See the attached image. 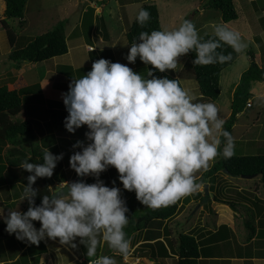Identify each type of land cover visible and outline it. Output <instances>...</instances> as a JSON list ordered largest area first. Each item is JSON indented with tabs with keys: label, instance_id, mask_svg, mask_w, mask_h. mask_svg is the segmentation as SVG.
I'll list each match as a JSON object with an SVG mask.
<instances>
[{
	"label": "clouds",
	"instance_id": "9594fccd",
	"mask_svg": "<svg viewBox=\"0 0 264 264\" xmlns=\"http://www.w3.org/2000/svg\"><path fill=\"white\" fill-rule=\"evenodd\" d=\"M150 19V12L140 7L135 22L144 28ZM210 26L207 39L190 19H182L171 30L140 31L125 59L134 64L139 58L150 65L145 75L101 57L86 74L73 77L61 93L67 111L63 126L69 133L86 126L88 143L75 141L72 147L80 150L71 153L68 163L77 176H92L95 181L62 180L49 186L36 204L39 190L34 183L52 177L63 153L45 147L36 157L42 162L26 157L19 164L29 173L19 201L27 200L28 207L21 211L16 204L6 212L0 208L7 233L34 245L58 240L73 249L79 238L85 255L96 257L93 264H118V256L126 258L133 251L125 232L128 207L115 181L109 187L99 178L103 171L114 167L123 189L134 191L142 205L158 209L197 191L201 186L197 173L207 171L217 156L229 159L235 154L234 137L224 128L226 120L217 105L198 100L177 79L156 75L177 71L182 66L179 57L190 52L195 53L193 65L223 64L233 58L224 46L244 53L253 43L225 23ZM34 221H39L38 228ZM104 244L113 254L97 256L98 246Z\"/></svg>",
	"mask_w": 264,
	"mask_h": 264
},
{
	"label": "crops",
	"instance_id": "0c3cea01",
	"mask_svg": "<svg viewBox=\"0 0 264 264\" xmlns=\"http://www.w3.org/2000/svg\"><path fill=\"white\" fill-rule=\"evenodd\" d=\"M201 1L112 0L111 3L109 0L106 2L107 5L104 2L98 4L96 0H92L90 7L94 11L83 13L85 11L82 7L84 2L76 3L75 0L72 3V7H75L76 22H71L72 27L69 33H65L68 43H70L67 52L42 61L15 62L14 67H11L13 78L10 86L14 89L10 90L34 86L26 95L29 97L26 103V116L32 120L33 131L36 128L35 132L38 135L36 144L41 150L48 147L54 154L63 153V158L57 162L51 177L55 184L62 180L69 182L76 180L77 174L69 167V158L67 156L73 151L80 150L78 147L75 149L72 147L75 141L81 140L85 144L88 143L84 135L87 131L86 126H84L85 129L80 128L74 133H69L64 126L53 127L49 125L47 109L43 106L56 108L58 102L63 103L61 93L65 92L64 86L69 82L67 73L60 71L58 67L69 66L67 64L76 65V71L70 72V75L72 79L73 77L79 78L91 69L94 60L103 57L112 62L128 64L134 71L145 75L147 67L151 66H146L139 58L136 59L134 64L125 59L131 43L128 42L126 36L123 37L135 19L139 8L145 3H154L156 5L160 30H171L178 27L180 21L188 16H191L190 18L194 23H196L193 20L194 17L199 19L203 15L213 22L216 20V22L220 23L222 19L219 11L214 8H200ZM248 1L255 2L264 15V0ZM52 2H57V0ZM46 3L50 2L47 0L45 2L44 0L43 4ZM66 3L68 1H58V5L61 4V15L58 16V21L66 20L71 12L69 5ZM51 4L55 5L54 3ZM4 8L5 1L0 0V19ZM83 14H87V17L82 18ZM236 19L238 21L241 20L240 26L244 28L246 20L242 18L244 19L243 22L239 15ZM110 20L115 22H112V24ZM234 20L225 22V24L235 29ZM100 23L101 25H99ZM75 27H79L78 35L69 36ZM198 27L204 28L196 26V28ZM246 33L251 35L250 38L253 41V50H249L252 52V57L247 51L246 55L240 58V61H235V59L232 64L221 71L220 83L222 78L229 84L232 75L236 76L237 81L230 89V94L226 100L222 101L219 93L218 97L211 101L217 105L219 112L223 108L225 112L220 116L224 119L228 118L231 113V102L235 86L242 71L250 65L251 59L258 66H264V31L259 34L256 31L251 33L247 31ZM19 36L16 34L13 45L16 44ZM3 39L4 48H6L7 45L5 43L10 44L8 37H0V47L2 48ZM26 42L24 41L22 44L25 45ZM90 48L93 49L89 51ZM75 51L76 53L74 54L73 52ZM75 55L76 57H74ZM188 60V54L179 57L182 66L177 71L169 70L167 73L171 72L177 77L182 87H190L192 90L197 86L198 89L196 80L194 79L196 83L194 85L196 86H191L192 80L189 74L187 72L182 73ZM163 74L156 73L158 76ZM250 92L249 101L251 105H245L236 114V120L232 125L231 133L234 140L238 139L248 144L245 148L242 147L241 150H238L235 146L236 155L264 153V80L253 81ZM195 96L200 101L209 102L202 98L199 90ZM224 101L227 103L226 107L220 104ZM22 117V119H25L24 115ZM38 117L40 121L37 120ZM63 140L65 142L69 140L71 145L65 144ZM252 145H256L257 149H252ZM32 148L36 149L37 146ZM31 151L32 154L30 155L33 160H36V157L41 155V152L36 154L34 149H31ZM40 161H42V158ZM0 170H3V168L1 167ZM221 172L223 174L217 173L213 181L212 179H206L199 182L201 186L197 191L178 200L174 214L168 217H161L155 210V214H152L154 213L153 211H146L148 209L151 210V208L142 205L136 199L134 191L123 189L114 167L109 166L103 171L99 178L109 187L113 186L112 182L115 181V186L121 189V196L128 207L126 215L129 216V223L125 227V232L131 239L133 251L126 258L118 256V264H178L180 256L178 239L180 234H188L196 240L198 244L197 255L194 258L196 264H264V187L260 181V175L243 177L230 175L223 170ZM202 173H197V177ZM90 177L92 176L82 177V179L88 183L94 182V177L87 180ZM205 182L208 183V190L211 195L206 201H203V184ZM23 186V183L20 182H17L14 186L5 183V187H8L6 191L13 192L12 196L4 195L3 199H0V208H4L6 212L8 208H15L17 204L18 208L24 211L28 207L27 200L19 201L23 192L21 187ZM19 189L20 192H18ZM166 209L168 208H164L163 211ZM33 223L37 228L39 227V221H34ZM76 243L77 247L75 249L59 244L58 240L48 239L41 241L38 245H34L18 240L14 235L0 241V264H79L77 259L89 257L85 255L86 247L84 244L79 243V238H77ZM112 254V250L107 244L97 248V256Z\"/></svg>",
	"mask_w": 264,
	"mask_h": 264
},
{
	"label": "trees",
	"instance_id": "16d2710c",
	"mask_svg": "<svg viewBox=\"0 0 264 264\" xmlns=\"http://www.w3.org/2000/svg\"><path fill=\"white\" fill-rule=\"evenodd\" d=\"M4 1L5 8L3 12V18L0 19V23L5 29L10 45L13 46L8 54L11 60H15L16 62H36L49 59L53 56H59L67 52L68 38L65 36L64 32V20L57 21L54 25H52L50 29L39 35H36L26 45L22 47H15L13 43L15 42L16 33L14 32L12 27H10L9 19L15 18L18 20L19 24H23L24 9L27 0ZM103 1L104 0H96L98 4L102 3ZM201 6L203 8H214L218 10L223 22H228L238 17L234 5V0H203ZM141 7H144L150 12L151 19L144 28H141L135 22V19L133 20L125 33L129 43L136 42L140 31L150 32L153 29L160 30L159 16L156 5L154 3H145ZM78 29L79 28L76 27L69 36H74L75 31H78ZM211 35L212 33H205L201 36H204L205 39H207ZM223 51L225 53L232 52L233 58L223 64L216 63L203 66L193 65L191 61L194 58L195 53H188V58L194 78L198 85L199 93L204 100L213 101L218 97L220 93L219 77L221 71L228 65L232 64L238 56V53L233 52L232 49L228 46H224ZM248 54L250 55V57H252L251 51H249ZM58 69L65 72V74L67 73L66 75L69 77V82L72 80L68 66L58 67ZM163 75H168L169 78L177 79V77L170 73H164ZM256 80H264V66H258L257 63L253 59H251L250 65L244 71H242L233 92L231 113L226 119V123L224 125V128L227 129L230 133L232 131V125L236 120V114L243 109V107L249 100L251 96V84ZM69 82L64 86L65 92L68 90ZM32 88H34L33 85L21 88L19 90H10L5 85L0 86V125L2 126V130L0 129V136L1 132H4L6 137L9 140H12L11 142L15 141V138H22L28 136L33 132L32 120L28 119L26 116V103L29 99V97L26 95ZM46 111L49 118V125L53 127H63V120L67 115V111L63 103L58 102L56 108H50ZM8 115H24L25 119L18 122L8 123L6 119ZM81 128L85 129L84 126H82ZM221 139L223 141V138ZM31 161L37 162V160ZM224 169L228 174L233 176L253 177L256 175H260V181L262 183V186L264 187V153L252 155L234 154L229 159H224L222 156H217L215 161L210 165L209 169L207 171H203V173L198 177V182L205 181L206 179H212L213 181L217 173ZM28 175V171L22 168L17 173L16 169L7 167L5 173L3 174V178L7 185L14 186L17 182L26 184V178ZM91 178L92 177L88 178L87 180H90ZM49 184V178H37L36 182L33 185V187L39 190L38 195L35 198L36 204L40 203V198L43 194H47ZM176 205L177 203H174L166 207L168 209H166L165 212L162 209L160 213H164L162 215H159L161 217H168L169 215L174 214ZM5 233V224L3 220H0V239H8L14 235L9 234L5 237ZM178 242V250L180 254L178 264H196L194 258L197 255V242L194 237L188 234H180Z\"/></svg>",
	"mask_w": 264,
	"mask_h": 264
},
{
	"label": "rangeland",
	"instance_id": "374dc122",
	"mask_svg": "<svg viewBox=\"0 0 264 264\" xmlns=\"http://www.w3.org/2000/svg\"><path fill=\"white\" fill-rule=\"evenodd\" d=\"M43 1L44 0H42V1L41 0H27L26 6H25V10H24L25 24H24V22H23V24H19L18 20L15 19V18L9 19L10 27H12V29L17 34V36L20 35L18 37V39L16 40L17 41L16 44H14L15 47L24 46V44H22V42H24V41L26 42L27 41L26 42V44H27L36 35H39V34L45 32L46 30L50 29L52 27V25H54L58 21V18H59L58 16L61 15L60 14V5L61 4L58 5V1L59 2L68 1V3H66V4L69 5V8H70L69 10L71 11L70 14L67 16L66 20H64V26H65L64 27V32L68 30L65 33H69V30L72 27L71 26V22H76L75 7H72V3L75 0H57V2H52L53 0H47L50 3H46V4H43ZM108 1L109 0H104L103 2L105 4H107L106 2H108ZM202 1L200 2V5H199L200 8H202V6H201ZM45 2H46V0H45ZM78 2H81V3L84 2L82 7L84 8L85 11H83V13H89V12H91L93 10L90 7V5H91L90 3L92 2V0H76V3H78ZM110 2L112 3V0H110ZM51 3H54L55 5L53 6ZM111 3H110V5H112ZM234 5H235V9L237 11V14L239 15V18L240 19L244 18L246 20V22L244 23V26H245L244 28L246 29L245 30L243 27L240 26L241 20L238 21L237 19L236 20L233 19L234 20L233 22H234V25H235L234 26L235 29L238 30V28L240 27L238 31L241 32L242 37L244 39L247 40L248 38L251 37V35H248L246 33L247 31L250 32V33L256 31L257 34H259L260 32L264 31V15L261 12V8L258 7L255 2L252 3V2H250L248 0H234ZM104 14L106 15V13H104ZM83 17H87V14L86 15L83 14L82 18ZM190 17L191 16H188V17H185L184 19H190L191 20ZM1 18H3V14H2ZM204 18L205 17L203 15L199 19H198V17H194V19H193V20L196 21V23H194L195 26L204 27L202 29H201V27H198L199 29L197 28L199 33H200V35H203L205 33H212V29H211L210 25H211V23L213 21L211 19H209V18H205V19ZM244 19H242L243 22H244ZM54 21H55V23H53ZM110 22L112 23V22H115V21L110 20ZM215 22H216V20H215ZM180 23H181V21H180ZM220 23H225V22H223L221 20ZM99 25H101V23ZM4 31H5V29L2 28V25H0V37L1 38H2V36H4V38H7L6 33ZM75 35H78V31H75ZM125 36L126 35L124 34L123 37H125ZM123 37H122V40H123ZM5 44L7 45L6 48H4V39H3V48L0 47V70L2 71V72L0 71V73H1L0 74V86L5 84V86L7 85L6 87L8 89H14V88H12V86H10V82L12 81L11 79L13 78V73H12V70H11L12 68L11 67H14L13 65L15 64L16 61L15 60H11L9 58V56H7L9 54V52L11 51V49L13 48V46L8 44L7 42ZM69 44L70 43H68V47H70ZM9 45H10V47H9ZM4 49H5V51H4ZM249 50H251V51L253 50L252 49V43L245 50L244 53H238L239 55L237 56L235 61H240V58L245 56L246 52L249 51ZM73 53L75 54L76 51L73 52ZM74 57H76V55ZM20 62L22 63L23 61H20ZM16 63H18V62H16ZM73 63H75V62H73ZM67 65H69L68 68H69L70 72H75L76 71V65H72V66L70 64H67ZM185 72H187L189 74V77L192 80V85L191 86L196 84L195 81H194L195 78H194L193 71H192V68H191L189 60L187 61L186 67L182 71V73H185ZM29 73H31V72H29ZM169 73L171 74V72H169ZM26 76H28V75H26ZM236 81H237V79H236L235 75H232L229 84H227L221 78V83L219 81V84H220V95L219 96L222 97V101L226 100V98L229 96L230 89L232 88V86L234 85V83ZM194 86H196V85H194ZM186 89H189L194 95H196L197 91H198L197 86H196L195 89L193 88L192 90H191L190 87H187ZM248 102L251 104V102L249 100H248ZM220 104H223L224 107H226V105H227L226 101H224V102H222ZM43 107L45 109H50V107L49 108L46 107V106H43ZM225 110H226V108H225ZM224 112L225 111H223V108H222V109H220L219 114L223 115ZM22 116L8 115V117L6 119H7L8 123H13V122H18V121L23 120ZM37 120L40 121V118L38 117ZM32 126H33V124H32ZM1 128H2V126L0 125V129ZM41 128L43 129L42 126H41ZM35 129L36 128H34V131L31 134H29L28 136H25V137H22V138H18V139L15 138V141H13V142H11L12 140H9L6 137L4 132H1V136H0V169H1V167H4V168H3V170H0V199H3L4 195L5 196H12V192H13L12 191L10 193L9 191H6V189H8V187H5V183L6 182L4 181L3 174L5 173V170L7 169V167L16 169L17 173H18V171L21 169L19 167V164L26 157H28V156H30V154H32L31 149H34L36 154H39L40 152H42L40 147L36 144V142L38 140V135L36 134ZM61 138H62V136H61ZM64 143L67 144V145H71L69 140L66 141V142L64 141ZM247 145L248 144L246 142H241V140L239 141L238 139H235V146H236V148L238 150H241L242 147L245 148ZM35 146H37L38 150H37V148L36 149L32 148V147H35ZM252 146H253L252 149H254V150L257 149L256 145H252ZM70 155L71 154L69 153L67 158H69ZM30 160H33L31 156H30ZM67 160H66V162H67ZM37 162H42V161H37ZM220 173L223 174L221 171H220ZM23 187H21V188H23ZM18 192H20V189H19ZM164 208H166V207L153 209V210L152 209L151 210L148 209L146 211H153L154 212V210H155L157 212V214L162 215L165 211L161 212V213H160V211L162 209H164ZM156 212H154L152 214H155ZM178 223H180V222L178 221ZM1 240H4V239L2 238V239H0V241ZM8 244H9V242H8ZM4 250H5V248H4Z\"/></svg>",
	"mask_w": 264,
	"mask_h": 264
},
{
	"label": "water",
	"instance_id": "95a60500",
	"mask_svg": "<svg viewBox=\"0 0 264 264\" xmlns=\"http://www.w3.org/2000/svg\"><path fill=\"white\" fill-rule=\"evenodd\" d=\"M97 1H100V0H97ZM224 172H226L225 169H224ZM243 177H250V176H243ZM80 179H82V177H79L76 175V180H80ZM49 182H50L51 186H53V187L56 186L55 182L53 181V179L51 177L49 178ZM203 192H204L203 201H206L209 198V195H211V193L208 190V183L207 182H205L203 184ZM26 210H27V208L24 211H26ZM8 235H9V233H7V232L4 234L5 237Z\"/></svg>",
	"mask_w": 264,
	"mask_h": 264
},
{
	"label": "built area",
	"instance_id": "2783aa9c",
	"mask_svg": "<svg viewBox=\"0 0 264 264\" xmlns=\"http://www.w3.org/2000/svg\"><path fill=\"white\" fill-rule=\"evenodd\" d=\"M247 106H250V103L247 102L246 103ZM96 259V257H92V258H89V259H79V262H81V264H93V261Z\"/></svg>",
	"mask_w": 264,
	"mask_h": 264
}]
</instances>
